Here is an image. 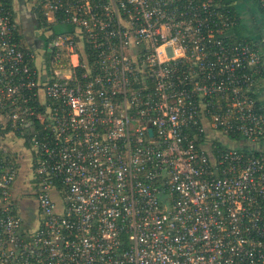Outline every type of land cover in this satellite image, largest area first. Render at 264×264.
I'll return each instance as SVG.
<instances>
[{
	"label": "built area",
	"instance_id": "obj_1",
	"mask_svg": "<svg viewBox=\"0 0 264 264\" xmlns=\"http://www.w3.org/2000/svg\"><path fill=\"white\" fill-rule=\"evenodd\" d=\"M24 2L46 44L0 0V130L39 225L0 148V264H264V46L227 0Z\"/></svg>",
	"mask_w": 264,
	"mask_h": 264
},
{
	"label": "crops",
	"instance_id": "obj_2",
	"mask_svg": "<svg viewBox=\"0 0 264 264\" xmlns=\"http://www.w3.org/2000/svg\"><path fill=\"white\" fill-rule=\"evenodd\" d=\"M19 2H21L22 4L19 5ZM227 2L235 9L241 19V24L235 30L234 34L237 37H248L249 39H252L257 43L263 44L264 46V16L262 15L257 5V1L243 0L242 4L237 2V0H227ZM17 7L20 8V14L18 16L20 24L21 22H24V26L29 27V24L25 22V19L28 18V13L31 11L29 3H25L24 0H16V12ZM259 13L261 15H259ZM33 34V37H36V42L29 43L23 32L25 42H27L30 46L37 49L38 51H42L46 44L44 36L42 37V35L44 34L43 31L42 34L40 32L37 33L38 37L35 33ZM260 93V100L264 105V80L260 86ZM261 147L264 148V142L262 143ZM0 148L6 149V151L9 152V154L15 159L17 163L18 178L14 187L17 200L16 202L18 205V212L23 217L25 225L30 227L31 230H35L39 225V218L37 203L35 199L31 195H29L32 192V187L35 183L34 166L32 163L31 151L28 148L27 144H25L21 139L12 134H9L7 131L1 130Z\"/></svg>",
	"mask_w": 264,
	"mask_h": 264
},
{
	"label": "flooded vegetation",
	"instance_id": "obj_3",
	"mask_svg": "<svg viewBox=\"0 0 264 264\" xmlns=\"http://www.w3.org/2000/svg\"><path fill=\"white\" fill-rule=\"evenodd\" d=\"M29 15L27 16L28 18L25 19V22L29 24V27L24 26V22L20 24L22 28V32H24L26 39L29 41V43L36 42L35 39L36 37H33L34 34L41 33L42 34V28L38 25V22L36 21L35 15L33 14L32 11L28 13ZM37 36V35H36ZM43 36V35H42ZM38 37V36H37ZM38 40V38H37Z\"/></svg>",
	"mask_w": 264,
	"mask_h": 264
},
{
	"label": "rangeland",
	"instance_id": "obj_4",
	"mask_svg": "<svg viewBox=\"0 0 264 264\" xmlns=\"http://www.w3.org/2000/svg\"><path fill=\"white\" fill-rule=\"evenodd\" d=\"M28 2H29V1H28ZM237 2H239L240 4H242V3H243V0H237ZM20 4H22V3L19 2V5H20ZM31 4H32V3L29 4V7L31 6ZM253 4H254V3H253ZM17 5H18V3H17ZM19 9H20V8L17 7V12H18L17 18H18L19 14H20ZM259 15H261V14L259 13ZM36 35H37V34H36ZM42 37H43V36H42Z\"/></svg>",
	"mask_w": 264,
	"mask_h": 264
},
{
	"label": "trees",
	"instance_id": "obj_5",
	"mask_svg": "<svg viewBox=\"0 0 264 264\" xmlns=\"http://www.w3.org/2000/svg\"><path fill=\"white\" fill-rule=\"evenodd\" d=\"M38 19H39V16H38ZM41 22H42L41 20L40 21L38 20V24H41Z\"/></svg>",
	"mask_w": 264,
	"mask_h": 264
},
{
	"label": "water",
	"instance_id": "obj_6",
	"mask_svg": "<svg viewBox=\"0 0 264 264\" xmlns=\"http://www.w3.org/2000/svg\"><path fill=\"white\" fill-rule=\"evenodd\" d=\"M151 133H152V131H151Z\"/></svg>",
	"mask_w": 264,
	"mask_h": 264
}]
</instances>
